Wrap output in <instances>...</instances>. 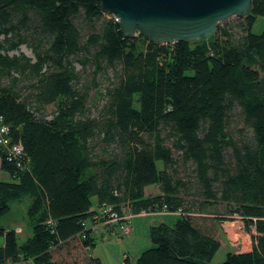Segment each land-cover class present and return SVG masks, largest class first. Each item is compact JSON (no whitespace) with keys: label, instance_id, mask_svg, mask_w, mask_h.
<instances>
[{"label":"trees","instance_id":"1","mask_svg":"<svg viewBox=\"0 0 264 264\" xmlns=\"http://www.w3.org/2000/svg\"><path fill=\"white\" fill-rule=\"evenodd\" d=\"M257 14L264 18V0L219 22L208 38L155 43L125 36L97 0H0V115L22 145L21 167L0 146L11 177L0 181V215L27 195L31 226L21 242L0 226V264H60L55 252L70 256L72 239L92 246L103 205L136 214L162 204L180 215L150 226L152 245L134 264H210L220 230L209 208L218 204L257 232L249 250L227 251L221 264H264ZM102 70L111 74L100 83ZM100 84L101 103H90ZM150 184L159 193L146 195ZM85 264L101 263L89 256Z\"/></svg>","mask_w":264,"mask_h":264},{"label":"water","instance_id":"2","mask_svg":"<svg viewBox=\"0 0 264 264\" xmlns=\"http://www.w3.org/2000/svg\"><path fill=\"white\" fill-rule=\"evenodd\" d=\"M125 36L155 43L196 41L211 36L219 22L251 12L252 0H97Z\"/></svg>","mask_w":264,"mask_h":264},{"label":"rangeland","instance_id":"3","mask_svg":"<svg viewBox=\"0 0 264 264\" xmlns=\"http://www.w3.org/2000/svg\"><path fill=\"white\" fill-rule=\"evenodd\" d=\"M232 18H233V16L228 18V19L231 21ZM224 20H226V19H224ZM263 25H264L263 16L260 14H257L253 20L252 25H251V31L253 33H259L262 30ZM19 51L24 52L26 55L33 56L30 48L24 44H21L19 46ZM19 51H12L11 53H16ZM76 67L79 69L80 68L79 64H76ZM87 69L90 70V68H87ZM110 74L111 73L102 70L98 73L99 78L97 80L100 81V83H103L102 80H107L108 76H110ZM86 77H88L90 79V76H86ZM100 91L101 92L103 91L101 84L99 85L98 88L91 90V92H90V94H91L90 103H94V102L96 103V100L98 99V95H99ZM97 102L101 103L100 100H97ZM179 174L180 175L184 174V167H182V166L179 167ZM159 191H160V189H159L157 184L147 185L144 189V192L146 195L157 194V193H159ZM23 197H28V196H23ZM27 202H28V198H22V199L14 200V201L10 202V210H8L7 212L0 215V226L6 227V226H8L7 224L9 222H14V224L16 222L15 225L13 224V226L8 227L10 229H14L15 228L14 226H16V225H21V226L24 225L25 228H24L23 233L17 234V239L19 241L24 240L25 238H27L31 234V226L28 223V220H27L26 214H25V207H26ZM91 202H92V207L95 208L97 205V201H96L95 196L91 197ZM209 210H210V212L215 213L216 218H218L221 221L220 225L222 227L223 233L220 230L218 232V235H219V239L222 241V244L227 243V245L229 247L231 246L230 248L232 250H234V249L235 250H239V249L244 250V249L250 248V245L252 242V237L250 236V240L248 238L245 239V240L249 241V243H248V242L243 241L244 240L243 235H244V232H247L249 234V226L251 224L246 225L245 222L243 221V219H241L240 217H238L236 215L232 216V217H228V215L224 211V205L218 204L217 206H212L211 208H209ZM165 211H167V210H165ZM148 212H151V211H148ZM148 212H144V213H148ZM144 213H137V214H144ZM133 215H136V214H133ZM173 216H174V214H172V213L155 212V213H150V216L147 219L151 220L152 225H156L159 223H166V224L171 225L178 218V217H175V216L173 217ZM134 219H135L134 221H138L141 219V217L136 216ZM236 220L239 222V228H240L243 235H240L239 240L229 241L227 238V234L225 233L224 226L228 223L230 224L231 222L235 223ZM97 226L98 227H96V228H92V233L94 235V243L92 244V246L89 247V250H87L88 248L84 249L82 244L79 242L78 238L72 239L69 242V248H70V252H71L70 257L68 256V259L66 260L67 262L63 261V259L62 260L59 259V263L60 264H85L87 261V257H89L87 255V252L88 253L94 252L95 254H99V253L106 254L107 251H110L112 254H118V257H119L118 261L112 262V263L113 264H120L121 263V253L123 251H121V249H120L121 247L119 244L120 243L119 239H123V240L125 239L126 240L127 238H129L128 235L130 232L126 235L122 234V232L120 230H118V227H116L114 225L112 226L111 224H107V226L104 225L106 228L103 225H99V224ZM105 229L110 230V232H112V233L104 235V233L106 232ZM130 230H131V227H130ZM143 233L145 234L144 239H143L144 236H142ZM148 235H149V228L148 227H146L145 232L142 229L138 233L134 234L133 236H136V238H134V243L131 244V247L132 248L136 247L137 249H139V247L141 245L144 246L146 244V242H148V241L150 242ZM133 236H132V239H133ZM2 240H3V237L0 236V242ZM125 244H127V243L125 242ZM151 245H152V243L150 242L148 244V246H151ZM62 250L63 249H57V251L55 253L58 254L59 251H62ZM85 250H87V251H85ZM116 251L121 252V253H117ZM129 253L131 255H130V261L128 264H134L135 259H136V255H134L135 250H132ZM225 253H226L225 248L222 245H220V247L217 249V251L215 252L213 257L211 258L209 263L210 264H221V262L223 261V259L225 257ZM105 261H106L105 259H102L103 263ZM108 262H111V261H108Z\"/></svg>","mask_w":264,"mask_h":264},{"label":"crops","instance_id":"4","mask_svg":"<svg viewBox=\"0 0 264 264\" xmlns=\"http://www.w3.org/2000/svg\"><path fill=\"white\" fill-rule=\"evenodd\" d=\"M0 150H1V147H0ZM0 160H1V158H0ZM11 179V177H10V175H9V172L6 170V169H4L3 167H1V165H0V181H9ZM25 196H27V195H25ZM22 198H28V202H27V204H26V207H25V214H26V208H27V205H28V203H29V201H30V197L28 196V197H22ZM22 198H20V199H22ZM14 201V200H13ZM12 202V201H11ZM9 210H10V206H9ZM155 212H159V213H172V214H174V216L175 217H178L179 215H180V211H151V212H148V213H144V214H137L136 213V215H132L131 216V218H130V227H131V230H130V233H129V238H127L126 240L124 239H119L120 240V249H121V251H123L122 253L121 252H118V251H116L117 253H121V263L120 264H128L129 263V261H130V253L129 252H131L132 250H135V253H134V255H136V257H137V255L140 253V251H142V249H144V248H146V247H148V244L151 242H146V244L143 246V245H141L140 247H139V249H137L136 247H134V248H132L131 247V244L132 243H134V238H136V236H133L134 234H136V233H138L140 230H142L143 229V231L145 232L146 231V227H148V228H150V226L152 225L151 223V220L150 219H147V218H149V216H150V213H155ZM136 216H140L141 217V219L140 220H138V221H134L135 219V217ZM173 216V217H174ZM172 217V218H173ZM26 218H27V216H26ZM171 219V218H170ZM242 219V218H241ZM28 220V219H27ZM220 220L218 221V227H219V230H221L222 231V227H221V225H220ZM28 223L30 224V222H29V220H28ZM13 224H14V222H9L7 225L8 226H6L5 228H7V229H9L8 227H11V226H13ZM15 224H16V222H15ZM14 224V225H15ZM4 227V226H3ZM15 228H14V230H15V233H16V235L17 234H22L23 233V231H24V225L23 226H21V225H16V226H14ZM106 230V229H105ZM109 233H112V232H110L109 230H106V232L104 233V235H106V234H109ZM222 233H223V231H222ZM250 234V235H249ZM249 234L247 233V232H244V235H243V238H244V240L243 241H245V242H248L249 243V241L248 240H245V239H249L250 240V236L251 237H253V235H256L257 234V232L255 231V227H254V225L253 224H251L250 226H249ZM132 236H133V239H132ZM142 236H144L143 237V239L145 238V234L143 233V235ZM149 236V235H148ZM18 240V239H17ZM150 240V239H149ZM229 240V239H228ZM19 241V240H18ZM23 241V240H22ZM219 241H220V245H222L224 248H225V251L227 252V251H234V252H241V251H246V250H249L250 248H251V245H250V248H248V249H244V250H242V249H239V250H232L228 245H227V243H225V244H222V241L219 239ZM19 242H21V241H19ZM125 242L127 243V244H125ZM3 243H4V240H2L1 242H0V246L1 245H3ZM251 244H252V242H251ZM127 246V247H126ZM228 246V247H227ZM84 249H86V248H84ZM87 250H89V248L87 249ZM87 250H85V251H87ZM69 251H70V249H69ZM68 253H67V250H65V249H63L62 251H59V253H58V259H60V260H62L63 259V261H65V262H67L66 260L68 259ZM87 255L88 256H90V257H96V258H98L99 259V261H100V263L101 264H113L112 262H116V261H118V259H119V257H118V254H112L110 251H107V253L106 254H101V253H99V254H95L94 252L92 253V252H90V253H88L87 252ZM125 256H127V259H125ZM70 257V256H69ZM102 259H105L106 261L103 263L102 262ZM108 261H111V262H108Z\"/></svg>","mask_w":264,"mask_h":264},{"label":"built area","instance_id":"5","mask_svg":"<svg viewBox=\"0 0 264 264\" xmlns=\"http://www.w3.org/2000/svg\"><path fill=\"white\" fill-rule=\"evenodd\" d=\"M0 146L3 150V155L6 160L15 162L17 167H21V157H22V145L19 141H12L9 136V125L4 122L2 115H0ZM170 211L167 208L166 204H162L160 209L157 210H140L138 213H144L148 211ZM100 212L102 213V219L99 220L98 214L94 215V218L98 219L95 224L91 226L92 228L98 227L97 225H106L111 224L112 226L118 227V230L122 232V234H128L130 232V218L133 215L131 212L119 213L112 209V207L103 205L100 208ZM229 228V230H228ZM225 233L227 234V238L229 241L239 240L240 235H243L240 228L239 222L236 220L235 223H228L224 226ZM18 264H29L28 262H22Z\"/></svg>","mask_w":264,"mask_h":264},{"label":"bare ground","instance_id":"6","mask_svg":"<svg viewBox=\"0 0 264 264\" xmlns=\"http://www.w3.org/2000/svg\"><path fill=\"white\" fill-rule=\"evenodd\" d=\"M228 230H229V228H228Z\"/></svg>","mask_w":264,"mask_h":264}]
</instances>
